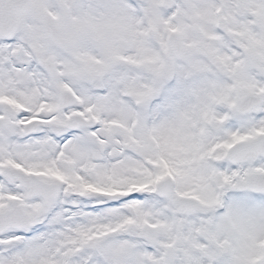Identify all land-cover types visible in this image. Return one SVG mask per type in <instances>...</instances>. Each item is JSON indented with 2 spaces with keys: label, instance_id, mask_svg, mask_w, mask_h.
<instances>
[{
  "label": "snow or ice",
  "instance_id": "6c2138e0",
  "mask_svg": "<svg viewBox=\"0 0 264 264\" xmlns=\"http://www.w3.org/2000/svg\"><path fill=\"white\" fill-rule=\"evenodd\" d=\"M0 264H264V0H0Z\"/></svg>",
  "mask_w": 264,
  "mask_h": 264
}]
</instances>
